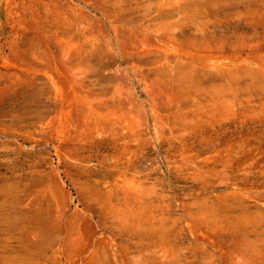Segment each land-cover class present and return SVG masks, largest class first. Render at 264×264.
<instances>
[{
  "label": "rangeland",
  "instance_id": "rangeland-1",
  "mask_svg": "<svg viewBox=\"0 0 264 264\" xmlns=\"http://www.w3.org/2000/svg\"><path fill=\"white\" fill-rule=\"evenodd\" d=\"M0 264H264V0H0Z\"/></svg>",
  "mask_w": 264,
  "mask_h": 264
}]
</instances>
